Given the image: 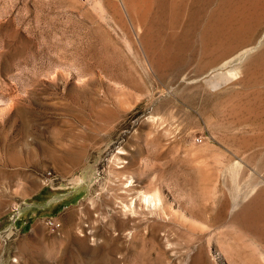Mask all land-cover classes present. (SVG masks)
<instances>
[{"label":"rangeland","instance_id":"obj_1","mask_svg":"<svg viewBox=\"0 0 264 264\" xmlns=\"http://www.w3.org/2000/svg\"><path fill=\"white\" fill-rule=\"evenodd\" d=\"M235 1L0 0V264H264V33Z\"/></svg>","mask_w":264,"mask_h":264},{"label":"bare ground","instance_id":"obj_2","mask_svg":"<svg viewBox=\"0 0 264 264\" xmlns=\"http://www.w3.org/2000/svg\"><path fill=\"white\" fill-rule=\"evenodd\" d=\"M139 1V0H138ZM227 1H229V0H227ZM226 0L224 1L223 0V2H227ZM237 1V0H236ZM235 1V2H236ZM223 2H222V4H223ZM231 2V1H230ZM230 2H228V5H229V3ZM235 2H234V4H235ZM239 1H237V3H238ZM232 3V2H231ZM230 3V5H232L233 6V4H231ZM229 5V6H230ZM220 7H221V5H220ZM227 8V7H226ZM229 8V7H228ZM227 8V9H228ZM230 8H232V7H230ZM235 8H236V6H235ZM235 8H233V10L235 9ZM238 8V7H237ZM227 9H224V7H223V11H225V10H227ZM219 10H221V9H219ZM236 10V9H235ZM229 11H231V9L229 10ZM236 11H239V12H236V15L235 14H233L232 16H237L238 14V16H239V18H238V16H237V24L236 25H238L237 26V29L236 30H234V31H242V29H244V30H248L247 32H248V34L250 33V35H249V37L247 38V43L248 42H251V41H253V39L258 35V34H261V32L262 33H264V0H240V5H239V10L237 9ZM220 12H218V14H219ZM223 13V12H222ZM226 13H228V12H226ZM232 13H234V11H232ZM238 13V14H237ZM221 15V14H220ZM223 15H226V14H223ZM229 15H231V13H229ZM228 15V16H229ZM231 16V17H232ZM220 17V16H219ZM221 18H223V20L225 19L224 17H221ZM228 18V17H227ZM215 19V18H214ZM231 20V19H230ZM233 20H234V18H233ZM221 21V20H220ZM216 22V21H215ZM218 22H219V20H218ZM232 22V21H231ZM235 23H236V21H235ZM235 23H233V25L235 24ZM232 25V24H231ZM225 26V25H224ZM208 28V27H207ZM231 28H233L232 26H231ZM224 29V28H223ZM210 30V29H209ZM231 30V29H230ZM207 31V30H206ZM211 31V30H210ZM209 32V31H208ZM227 33V32H226ZM225 33V34H226ZM234 33V32H233ZM209 34V33H208ZM218 34V33H217ZM229 34V33H228ZM242 34V33H241ZM205 35V34H204ZM221 35H223V34H221ZM220 35V36H221ZM240 34H238V36H239ZM213 36H215L214 34H213ZM212 36V37H213ZM237 36V37H238ZM260 35H258L257 36V38L259 37ZM209 37H211V36H209ZM225 37H227V35L225 36ZM245 37V36H244ZM232 38V37H231ZM260 38V37H259ZM208 39H210V38H208ZM222 39V38H221ZM225 39H227V38H225ZM237 40V39H236ZM204 41H206V39L204 40ZM215 42H217L216 40H214ZM221 41V40H220ZM232 41V40H231ZM234 41V40H233ZM240 41V40H239ZM210 42V41H209ZM208 42V43H209ZM231 43H233V42H231ZM235 43V42H234ZM260 43V42H259ZM157 43H155L153 40H152V46L151 47H155V45H156ZM210 44V43H209ZM215 44V43H214ZM242 43H240V42H238V43H236L235 45H226V46H224V48H223V50H222V52L224 53V54H231L232 55V52L234 51V48H238V46L239 45H241ZM264 44V43H263ZM143 46L141 47V52H142V55L144 56V58H145V60L148 62V63H151L150 61H151V55H150V52H149V50H148V48H149V46L150 45H148V42H147V44H142ZM247 45V44H246ZM250 45V44H249ZM252 45H255V44H252ZM257 45V44H256ZM261 47V46H260ZM215 48V47H214ZM218 48V47H217ZM241 48H243V47H241ZM244 49V48H243ZM203 50V49H202ZM239 51V50H238ZM217 52V51H216ZM218 53V52H217ZM235 53V52H234ZM233 53V54H234ZM246 50H242V52L240 51L239 53H236V54H234V56H233V59H235V61H238L239 60V58H241L242 56L244 57V56H246ZM214 54H216V53H214ZM259 54V53H258ZM150 55V56H149ZM247 55H249V54H247ZM264 55V49L263 50H261V52H260V54H259V56L261 57V56H263ZM259 56L257 57V59L259 58ZM254 57V56H253ZM256 57H254V58H256ZM249 58V57H248ZM232 58L230 57V60H231ZM262 59V58H261ZM263 60V59H262ZM247 61H249V60H247ZM250 61H252L251 60V58H250ZM232 62H233V60H232ZM255 62H257V61H255L254 60V63ZM260 62H262V61H260ZM250 63H252V62H250ZM258 63V62H257ZM264 63V62H263ZM263 65V64H262ZM220 73V72H219ZM215 76H218L219 77V75L218 74H215ZM221 77V76H220ZM224 77V76H223ZM219 79V78H218ZM220 80V79H219ZM201 175V177L199 178V183H200V188H199V195L197 196L198 198H196L199 202H200V204H201V206H202V208H201V212H202V214H199V218H202V220H204V221H208V220H210V221H212V223L213 222H219V221H222V215H223V211H224V208H225V205L224 204H221L220 205V207L219 208H217V210L215 211V214H213V215H211V216H209L208 218L207 217H205L204 215H203V213H204V211L206 210V203H208V202H211V201H213V198L209 195V193H211V192H209L210 191V189H209V185L211 184V174L209 173H206V174H204V175H202V174H200ZM199 177V176H198ZM141 194V193H140ZM262 194H264V193H262ZM212 195V194H211ZM260 195H261V193H260ZM137 196V195H136ZM258 196V195H257ZM195 197V196H194ZM262 197V196H261ZM140 198V197H139ZM253 198V197H252ZM256 198V197H255ZM261 199V198H260ZM136 200H138V197L137 198H135V201ZM158 200V199H157ZM195 200V199H194ZM256 200V199H255ZM263 200V199H262ZM139 201V200H138ZM154 201V200H153ZM254 201V199L252 200V202ZM144 202L146 203V205H150V206H152L153 205V202H152V199H151V197H149V196H147L146 198H144ZM183 202V201H182ZM250 202V201H249ZM257 202H259V201H257ZM260 203H261V201H260ZM259 203V204H260ZM263 203V202H262ZM261 203V204H262ZM198 203H196V205H197ZM256 204V203H255ZM258 204V205H259ZM260 204V205H261ZM130 205V204H129ZM250 205V204H249ZM254 205V204H253ZM258 205H257V207H258ZM154 206V205H153ZM128 207V206H127ZM126 207V208H127ZM133 202H132V206L130 207V210H132L133 209ZM210 207V206H209ZM190 208V207H189ZM199 208V207H198ZM259 208V207H258ZM193 209V208H192ZM195 209V208H194ZM262 209V208H261ZM261 209H260V213H261ZM189 210H191V209H189ZM196 210V209H195ZM208 211V210H207ZM206 211V212H207ZM193 212H194V210H193ZM208 213H209V211H208ZM258 213H259V211H255V210H253V211H251V212H248V213H246L245 214V216L243 217V218H237L236 217V215H234L233 217H232V219L230 220V222H231V225L232 226H234V227H236L237 228V230L235 231V230H233V231H228V230H226L225 231V235L227 234L229 237H231V238H233L236 242L237 241H239L242 237H243V235L246 233V232H252L253 231V228L255 227V223H256V221H255V218L258 216ZM205 214V213H204ZM237 214V213H236ZM127 217V216H126ZM225 222V221H224ZM233 228V227H232ZM187 230V229H186ZM196 231V230H195ZM197 232V231H196ZM199 232V231H198ZM201 232V231H200ZM182 233V232H181ZM185 233H186V231H185ZM193 233V232H192ZM197 234V233H196ZM201 234V233H200ZM195 235V234H194ZM192 236V235H191ZM201 236H203V235H201ZM196 237H197V235H196ZM201 238V237H200ZM191 239H192V237H191ZM202 239V238H201ZM193 240V239H192ZM233 243V242H232Z\"/></svg>","mask_w":264,"mask_h":264},{"label":"built area","instance_id":"obj_3","mask_svg":"<svg viewBox=\"0 0 264 264\" xmlns=\"http://www.w3.org/2000/svg\"><path fill=\"white\" fill-rule=\"evenodd\" d=\"M53 222V226L56 224V222H54L53 220H51Z\"/></svg>","mask_w":264,"mask_h":264}]
</instances>
